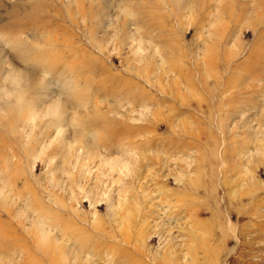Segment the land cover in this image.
Here are the masks:
<instances>
[{"label":"rangeland","instance_id":"rangeland-1","mask_svg":"<svg viewBox=\"0 0 264 264\" xmlns=\"http://www.w3.org/2000/svg\"><path fill=\"white\" fill-rule=\"evenodd\" d=\"M0 264H264V0H0Z\"/></svg>","mask_w":264,"mask_h":264}]
</instances>
